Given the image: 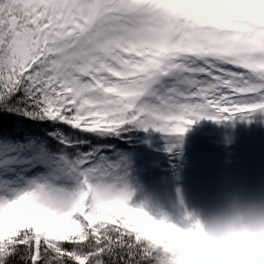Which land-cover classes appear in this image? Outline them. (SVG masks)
<instances>
[{
  "label": "snow or ice",
  "instance_id": "obj_1",
  "mask_svg": "<svg viewBox=\"0 0 264 264\" xmlns=\"http://www.w3.org/2000/svg\"><path fill=\"white\" fill-rule=\"evenodd\" d=\"M257 115L264 0H0V264H154L137 133Z\"/></svg>",
  "mask_w": 264,
  "mask_h": 264
},
{
  "label": "trees",
  "instance_id": "obj_2",
  "mask_svg": "<svg viewBox=\"0 0 264 264\" xmlns=\"http://www.w3.org/2000/svg\"><path fill=\"white\" fill-rule=\"evenodd\" d=\"M198 123L202 128L192 126L185 133L181 148L173 152L165 150L168 141L163 134L155 130L139 131L134 163L143 169L150 164L155 173L152 179L171 177L182 187L210 184L213 179L256 176L264 170V119L251 123L240 120Z\"/></svg>",
  "mask_w": 264,
  "mask_h": 264
},
{
  "label": "clouds",
  "instance_id": "obj_3",
  "mask_svg": "<svg viewBox=\"0 0 264 264\" xmlns=\"http://www.w3.org/2000/svg\"><path fill=\"white\" fill-rule=\"evenodd\" d=\"M154 264H264V197L232 193L181 224L148 223Z\"/></svg>",
  "mask_w": 264,
  "mask_h": 264
},
{
  "label": "rangeland",
  "instance_id": "obj_4",
  "mask_svg": "<svg viewBox=\"0 0 264 264\" xmlns=\"http://www.w3.org/2000/svg\"><path fill=\"white\" fill-rule=\"evenodd\" d=\"M134 166L148 190L169 204H177L179 198H182L183 206L189 213H205L222 203L232 193H239L245 197H264V170L258 172L256 176L213 179L209 181L210 184L182 187L183 185L171 177L165 180L152 179L155 173L150 164H146L144 169L135 163Z\"/></svg>",
  "mask_w": 264,
  "mask_h": 264
},
{
  "label": "water",
  "instance_id": "obj_5",
  "mask_svg": "<svg viewBox=\"0 0 264 264\" xmlns=\"http://www.w3.org/2000/svg\"><path fill=\"white\" fill-rule=\"evenodd\" d=\"M255 117H264V115H257V116H255Z\"/></svg>",
  "mask_w": 264,
  "mask_h": 264
}]
</instances>
